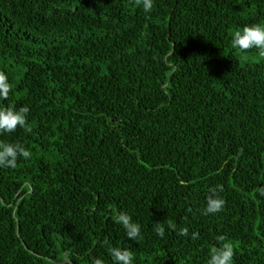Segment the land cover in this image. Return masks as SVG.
<instances>
[{
	"label": "trees",
	"instance_id": "obj_1",
	"mask_svg": "<svg viewBox=\"0 0 264 264\" xmlns=\"http://www.w3.org/2000/svg\"><path fill=\"white\" fill-rule=\"evenodd\" d=\"M0 264H264V0H0Z\"/></svg>",
	"mask_w": 264,
	"mask_h": 264
}]
</instances>
